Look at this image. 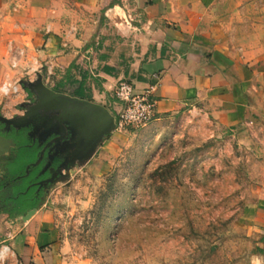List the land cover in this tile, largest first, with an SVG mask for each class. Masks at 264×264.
Listing matches in <instances>:
<instances>
[{"label":"crops","instance_id":"crops-1","mask_svg":"<svg viewBox=\"0 0 264 264\" xmlns=\"http://www.w3.org/2000/svg\"><path fill=\"white\" fill-rule=\"evenodd\" d=\"M38 71L110 112L121 81L154 88L156 116L195 111L264 144V0H0V81ZM259 193L243 216L264 226ZM0 237L19 264H78L42 207L28 221L0 213Z\"/></svg>","mask_w":264,"mask_h":264},{"label":"rangeland","instance_id":"rangeland-1","mask_svg":"<svg viewBox=\"0 0 264 264\" xmlns=\"http://www.w3.org/2000/svg\"><path fill=\"white\" fill-rule=\"evenodd\" d=\"M3 80L0 113L22 114L30 94L3 95ZM234 134L190 110L116 129L38 208L78 264H264V226L243 216L264 187V144ZM0 264L19 262L10 253Z\"/></svg>","mask_w":264,"mask_h":264},{"label":"water","instance_id":"water-1","mask_svg":"<svg viewBox=\"0 0 264 264\" xmlns=\"http://www.w3.org/2000/svg\"><path fill=\"white\" fill-rule=\"evenodd\" d=\"M23 90L30 94V102L19 105L23 110L20 115L6 117L0 113V123L6 127L0 131V157L11 152L12 141L3 134L11 126L15 128H31L30 136H38L40 144L51 138L47 143L48 164L55 158L58 167L52 168L65 180L76 172V166L89 162L95 155L104 139L117 129L116 117L104 105L94 101L56 91L46 84L41 72H37L34 80L20 81ZM42 158L34 163L38 166ZM28 172V167H27ZM12 180L15 182L16 179ZM37 208H32L22 216L28 221Z\"/></svg>","mask_w":264,"mask_h":264},{"label":"flooded vegetation","instance_id":"flooded-vegetation-1","mask_svg":"<svg viewBox=\"0 0 264 264\" xmlns=\"http://www.w3.org/2000/svg\"><path fill=\"white\" fill-rule=\"evenodd\" d=\"M5 127V124L0 123L1 132ZM30 131L31 128L24 127L18 129L11 126L3 134L12 141V145L11 152L0 157V162L6 175L5 178L0 175V197L18 198L23 196L24 199L30 200L33 203L38 202L39 204L44 198L45 193L55 182L60 180L61 176L55 170L51 171L52 168L56 169L58 167L59 160L57 158L45 170L43 169L48 164L49 147L46 145L51 138L40 144L38 136H30ZM39 157L42 158L41 163L38 166H34L33 163ZM19 166H23V168L19 169ZM27 167L28 172L26 170ZM18 176L19 178L15 182H12ZM4 200L0 199L1 206L13 204L11 202L6 204ZM32 208L38 209V207H30L26 210L25 214ZM22 216L18 217L22 218Z\"/></svg>","mask_w":264,"mask_h":264},{"label":"built area","instance_id":"built-area-1","mask_svg":"<svg viewBox=\"0 0 264 264\" xmlns=\"http://www.w3.org/2000/svg\"><path fill=\"white\" fill-rule=\"evenodd\" d=\"M153 90L154 88H148L138 91L131 82L125 80L119 83L116 89V98L120 106L115 114L117 129L127 126L145 125L154 120L156 117L157 100L153 96ZM1 92L3 95L10 97L18 95L24 92V90L20 84V80L14 81L12 78L7 77L2 83ZM25 99V102L31 101L28 94H26ZM8 249L10 250L9 247ZM1 251L0 257L5 258V255H1Z\"/></svg>","mask_w":264,"mask_h":264},{"label":"trees","instance_id":"trees-1","mask_svg":"<svg viewBox=\"0 0 264 264\" xmlns=\"http://www.w3.org/2000/svg\"><path fill=\"white\" fill-rule=\"evenodd\" d=\"M55 90V89H54ZM57 91V90H56ZM76 95H78L81 98H85L84 92H79ZM0 199H5V203H13L15 206L11 210H7L10 217H18L25 214L26 210L30 207H38V202H31L30 200L24 199L23 196H20L18 198H12V197H0Z\"/></svg>","mask_w":264,"mask_h":264}]
</instances>
